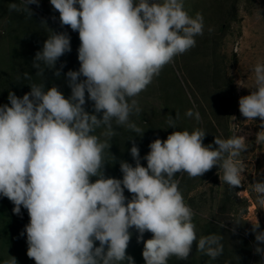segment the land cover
Instances as JSON below:
<instances>
[{"label": "clouds", "instance_id": "clouds-1", "mask_svg": "<svg viewBox=\"0 0 264 264\" xmlns=\"http://www.w3.org/2000/svg\"><path fill=\"white\" fill-rule=\"evenodd\" d=\"M31 4L39 6V0H21L29 16ZM50 4L61 26L79 34L80 67L66 73L71 95L66 98L56 86L33 83L22 98L10 91L9 104L0 105V196L14 204V214L21 215V207L28 212L29 223L21 233L27 236V256L35 264H135L126 255L134 228L137 242L144 244L145 264H168L173 256L186 260L194 243L197 251L216 259L223 252L222 237H197L194 212L175 177H201L218 166L225 184L240 187L245 180L239 159L248 149L245 136L237 131L226 139L215 137L214 147L203 143L206 132L201 128L176 130L149 144L143 157L146 167L133 141L130 154L135 165L120 161L122 179L104 172L114 124L142 133L130 120L133 112H140L135 97L176 56L195 47V38L204 33L203 15H189L184 0ZM21 5L12 3L10 10L20 11ZM50 31L32 63L40 76L71 52L68 32ZM61 69H56V77ZM253 71L255 87L239 99V111L248 121L260 119L259 144L264 142V63L258 62ZM86 94L95 114L84 108ZM185 115L201 118L193 109ZM168 125L176 127L171 116ZM251 191L264 206V180L252 183ZM252 225L255 252L264 255V231H259L257 218ZM145 232L152 237L144 240ZM3 264L17 261L10 257Z\"/></svg>", "mask_w": 264, "mask_h": 264}, {"label": "rangeland", "instance_id": "rangeland-1", "mask_svg": "<svg viewBox=\"0 0 264 264\" xmlns=\"http://www.w3.org/2000/svg\"><path fill=\"white\" fill-rule=\"evenodd\" d=\"M12 3L21 5V0H0V105L9 104L10 91L22 98L33 83H45L47 88L56 86L69 97L71 89L66 73L80 67L78 32L61 26L59 13L52 8L50 0H39V6L29 5L32 16L23 11L22 5L20 11L10 10ZM184 8L191 16L197 12L203 15L204 33L195 38V47L176 56L135 97L140 112H133L130 120L143 135L114 124L116 134L110 141L109 152H105L108 162L104 166L105 176L122 179L121 160L135 165L130 154L133 141L140 149L141 164L146 167L143 157L150 151L149 144L157 138L165 140L173 131L191 132L201 128L206 132L203 143L214 147L215 137L226 139L238 131L237 135L245 136L248 143V149L239 157L245 177L240 187L231 189L225 184L220 179L223 173L218 166L201 177L190 178L186 173L175 177L185 203L194 212L197 237L221 236L222 254L211 259L197 251L194 243L186 260L173 256L168 264H264V255L255 252L257 244L252 232L256 218L259 231H264V206L259 205L256 194L251 191L252 183L264 180V142L256 143L261 122L258 117L248 121L239 111V99L251 94L255 87L254 66L264 63V0H184ZM50 29L68 32L71 52L60 57L55 68L45 69L44 76H40L32 63L51 34ZM61 65H64L62 69ZM56 69H61L59 77L54 75ZM93 104L86 94L84 108L95 114ZM189 109L200 113L199 121L185 115ZM97 115L99 118L102 113ZM170 116L175 119V129L168 125ZM95 179L92 178L93 182ZM125 196L131 198L127 190ZM13 208L8 198L0 196V264L10 257L17 264H35L27 256L26 233L21 235L29 223L28 212L21 207V215H16ZM130 231L133 234L126 255L135 264H145L144 244L137 242L138 233L134 228ZM151 237L150 232H145L143 239Z\"/></svg>", "mask_w": 264, "mask_h": 264}]
</instances>
